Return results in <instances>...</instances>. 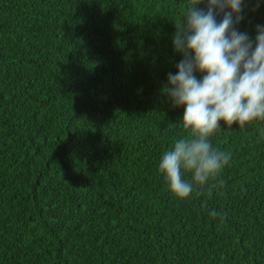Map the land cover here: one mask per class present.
Here are the masks:
<instances>
[{
  "label": "trees",
  "instance_id": "trees-1",
  "mask_svg": "<svg viewBox=\"0 0 264 264\" xmlns=\"http://www.w3.org/2000/svg\"><path fill=\"white\" fill-rule=\"evenodd\" d=\"M187 3L0 0V264H264V121L211 138L232 154L211 197L158 172L186 135L163 88Z\"/></svg>",
  "mask_w": 264,
  "mask_h": 264
},
{
  "label": "clouds",
  "instance_id": "clouds-1",
  "mask_svg": "<svg viewBox=\"0 0 264 264\" xmlns=\"http://www.w3.org/2000/svg\"><path fill=\"white\" fill-rule=\"evenodd\" d=\"M243 19L244 0H188L173 37L183 59L175 74L168 73L163 92L174 108H184L180 122L186 135L163 152L158 172L179 200L194 192L211 197L225 187L222 175L232 154L211 140L222 124L244 128L264 121V25L256 26L253 39L239 29ZM209 214L221 223L226 217L215 210Z\"/></svg>",
  "mask_w": 264,
  "mask_h": 264
}]
</instances>
